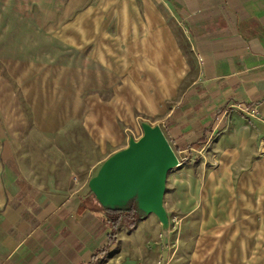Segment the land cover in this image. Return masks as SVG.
I'll return each instance as SVG.
<instances>
[{
	"label": "rangeland",
	"instance_id": "374dc122",
	"mask_svg": "<svg viewBox=\"0 0 264 264\" xmlns=\"http://www.w3.org/2000/svg\"><path fill=\"white\" fill-rule=\"evenodd\" d=\"M83 1L63 11L66 0H0L1 167L42 151L66 167L78 158L76 176L88 183L109 155L142 134V123L167 138V116L191 84L193 64L176 68L174 90L158 83L160 70L141 69L135 58L147 37L124 36L112 0ZM171 20L187 55L185 29ZM150 97L158 107H146ZM225 133L218 128L206 149L177 154L172 147L179 165L165 182L167 227L140 214L134 227H119L117 243L95 264H264V173L257 180L253 171L261 155L223 158Z\"/></svg>",
	"mask_w": 264,
	"mask_h": 264
},
{
	"label": "crops",
	"instance_id": "0c3cea01",
	"mask_svg": "<svg viewBox=\"0 0 264 264\" xmlns=\"http://www.w3.org/2000/svg\"><path fill=\"white\" fill-rule=\"evenodd\" d=\"M112 1L117 20L128 33L124 36L147 37L145 46L135 48V58L145 65L141 69L150 64L160 70L158 83L167 81L174 90L176 68L186 66L188 60L196 70L167 116L166 136L174 151L206 149L211 135L225 126L223 158L260 154L252 165L256 179L261 180L264 0ZM83 4V0H66L63 11ZM171 19L185 29L187 55L174 39L176 24ZM150 74L155 80L156 70ZM147 100V108L152 103L158 107L155 98ZM243 108H254L257 115L249 117ZM23 156L28 161L19 160L8 169L0 166V264H88L106 244L109 228L87 179L76 176L80 175L79 159L73 161L77 166L67 161L66 167L51 164L42 151L30 150ZM95 236L102 237V244Z\"/></svg>",
	"mask_w": 264,
	"mask_h": 264
},
{
	"label": "water",
	"instance_id": "95a60500",
	"mask_svg": "<svg viewBox=\"0 0 264 264\" xmlns=\"http://www.w3.org/2000/svg\"><path fill=\"white\" fill-rule=\"evenodd\" d=\"M141 127L142 134L109 155L87 185L103 207L123 208L133 200L139 215L155 214L166 228L165 182L179 162L161 127L146 123Z\"/></svg>",
	"mask_w": 264,
	"mask_h": 264
},
{
	"label": "trees",
	"instance_id": "16d2710c",
	"mask_svg": "<svg viewBox=\"0 0 264 264\" xmlns=\"http://www.w3.org/2000/svg\"><path fill=\"white\" fill-rule=\"evenodd\" d=\"M96 201L98 202V200ZM98 204L99 208L105 215V221L107 228H109V232L107 234L106 244L103 247L98 248V250L92 254L91 260L88 264H95L99 259V256H102L109 248H111V246H113V244L117 243L118 230L123 223H127L130 227H134L137 220L142 218V216L139 217L140 215L137 213L133 200H130L123 208H109L103 207L99 202Z\"/></svg>",
	"mask_w": 264,
	"mask_h": 264
},
{
	"label": "built area",
	"instance_id": "2783aa9c",
	"mask_svg": "<svg viewBox=\"0 0 264 264\" xmlns=\"http://www.w3.org/2000/svg\"><path fill=\"white\" fill-rule=\"evenodd\" d=\"M249 117L250 116H253V117H255L256 115H257V111H256V109H254V108H250V109H247V108H243L242 109Z\"/></svg>",
	"mask_w": 264,
	"mask_h": 264
}]
</instances>
